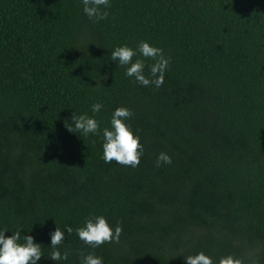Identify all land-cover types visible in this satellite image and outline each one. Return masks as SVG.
I'll use <instances>...</instances> for the list:
<instances>
[{
  "label": "trees",
  "instance_id": "16d2710c",
  "mask_svg": "<svg viewBox=\"0 0 264 264\" xmlns=\"http://www.w3.org/2000/svg\"><path fill=\"white\" fill-rule=\"evenodd\" d=\"M108 13L95 23L81 0H0V228L30 230L39 264H55L56 225L73 229L56 264L89 252L186 264L198 251L264 264V0H112ZM142 40L170 57L159 88L110 59ZM96 102L101 127L133 111L139 166L106 164L100 135L68 130ZM160 152L172 163L157 167ZM92 215L122 227L118 243L77 237Z\"/></svg>",
  "mask_w": 264,
  "mask_h": 264
},
{
  "label": "clouds",
  "instance_id": "9594fccd",
  "mask_svg": "<svg viewBox=\"0 0 264 264\" xmlns=\"http://www.w3.org/2000/svg\"><path fill=\"white\" fill-rule=\"evenodd\" d=\"M83 13L93 22L98 23L108 18V9L112 6V0H81ZM136 57V59H133ZM144 58V59H141ZM110 59L125 69V75L132 78L135 83L143 87H161L164 84L165 73L170 65V57L165 56L164 50L147 40L140 41L135 48L122 44L114 47L110 53ZM153 62L147 65L145 73V60ZM103 109L101 102L91 105V113L73 112L71 117L72 127L68 130L73 133H81L83 136L102 137V159L106 164H115L135 168L140 164L144 148L140 143V136L133 131L131 118L133 111L126 106H118L113 109L107 126L101 127L96 114ZM156 166L169 165L172 157L166 152H160L156 157ZM65 230L71 235L73 229L65 225L63 229L56 227L50 231L49 246L52 251L46 258L55 262L66 261L68 253L61 251L65 242ZM30 231V230H29ZM19 228H0V264H39L41 257H45L41 243L35 241V237ZM123 229L120 225L112 226L103 215H92L85 218L82 226L75 229L77 237L86 245L98 248L105 243H118ZM10 232V235H6ZM186 264H244L240 258L232 254L221 256L217 261L203 251L190 254L183 258ZM80 264H104L101 256L89 252L80 255ZM252 264H257L253 261Z\"/></svg>",
  "mask_w": 264,
  "mask_h": 264
}]
</instances>
